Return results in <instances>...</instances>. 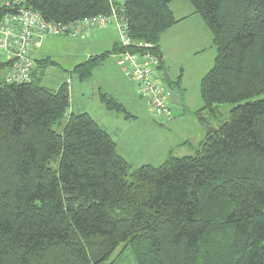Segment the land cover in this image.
Listing matches in <instances>:
<instances>
[{"label": "trees", "instance_id": "trees-1", "mask_svg": "<svg viewBox=\"0 0 264 264\" xmlns=\"http://www.w3.org/2000/svg\"><path fill=\"white\" fill-rule=\"evenodd\" d=\"M173 1L23 0L19 7L59 28L112 18L111 50L71 71L85 81L111 57L116 65L124 54L150 51L158 59L161 35L178 23ZM185 1L215 49L195 113L205 135L193 155L169 154L159 166L131 171L91 116L68 113V82L42 83L58 64L32 57L41 46L30 47L22 83L8 79L19 58L0 51V264H264V0ZM15 15L0 4L1 25ZM157 69L163 82L162 60ZM180 83L181 76L173 81ZM98 96L107 112L134 118ZM225 104L235 106L208 131L207 118Z\"/></svg>", "mask_w": 264, "mask_h": 264}, {"label": "rangeland", "instance_id": "rangeland-1", "mask_svg": "<svg viewBox=\"0 0 264 264\" xmlns=\"http://www.w3.org/2000/svg\"><path fill=\"white\" fill-rule=\"evenodd\" d=\"M175 1V5L183 3L188 11H192L190 4L185 0ZM180 10L183 12V9ZM200 23L198 16H190L186 26L163 40L164 49L168 54L164 63L168 67V76L173 81L181 76L179 87H165L173 112V123L168 122L170 125L162 122V119L154 118L144 98L112 59L99 65L93 71L92 77L82 83L76 75L68 74L69 66L81 60V54L76 48L78 41L68 37H48L41 44V50L35 54L37 60L50 58L58 64L57 67L46 70L42 83L54 89L61 81L72 80V111L84 110L94 117L101 116L99 124L112 136L117 144V151L128 162L131 171L144 165L159 166L169 154L174 157L193 155L200 141L199 135L205 133L195 116L202 107L199 84L212 68L215 58L210 34L204 24ZM116 39L118 40V35L113 36V43ZM87 42L89 43H84L83 47L92 50L99 48V39ZM111 46L110 39H106L100 44V51L97 50L94 54L109 51ZM0 61H4L1 56ZM2 75L4 72H1ZM61 75H64V79L59 78ZM98 89L119 101L134 118L125 121L120 115L112 114L117 117L104 121L100 110L103 108L95 95ZM234 106H219L216 110L217 117L207 118V130L217 129L227 119Z\"/></svg>", "mask_w": 264, "mask_h": 264}, {"label": "built area", "instance_id": "built-area-1", "mask_svg": "<svg viewBox=\"0 0 264 264\" xmlns=\"http://www.w3.org/2000/svg\"><path fill=\"white\" fill-rule=\"evenodd\" d=\"M23 0H1V5L16 9V15L12 18L4 19L0 24V35L4 37L0 41V51L15 53L14 57L19 58V64L16 66L15 75H10L8 79L14 82H24L27 77L28 67L31 64L29 59L30 47L40 46L46 36H57L61 32H65L71 39H77L91 28L103 29L111 23L110 16L101 15L75 22L68 23L65 27L59 28L56 25L47 23L39 15L29 9L19 7ZM14 22L15 26L9 28L3 27V24ZM124 28V27H123ZM15 29V33L13 30ZM122 25L119 24V30ZM10 37L12 45L6 42ZM121 38L127 44L126 36L121 34ZM151 48V46H145ZM10 54V53H9ZM12 55V54H11ZM117 65L121 71L132 81L142 98L156 119H162L165 122L170 121L172 110L168 101L165 86L161 81V74L158 72V59L145 51L140 54H124L118 58Z\"/></svg>", "mask_w": 264, "mask_h": 264}, {"label": "crops", "instance_id": "crops-1", "mask_svg": "<svg viewBox=\"0 0 264 264\" xmlns=\"http://www.w3.org/2000/svg\"><path fill=\"white\" fill-rule=\"evenodd\" d=\"M176 2V1H175ZM175 2H172L171 4H170V9H171V11H172V13H173V16H174V18L178 21V23L175 25V26H173L171 29H169L168 31H166L165 33H163L162 35H161V38H160V41H159V47H160V53H161V57H162V61H163V64L166 62V59H168V54H167V52H166V50L164 49V46H163V40L165 39V38H167L170 34H172V33H174V32H176V31H178V30H180L182 27H184V26H186V22H188V20H189V17L190 16H194L193 15V11H188L187 10V8L185 7V5L183 4V3H178L179 5H175L176 3ZM180 9H183V12H182V10H180ZM202 23V22H201ZM200 23V24H201ZM203 24V23H202ZM197 25H198V23H197ZM114 27V28H113ZM116 35H118V31H117V28H116V26L115 25H110V26H108V27H106L105 29H103V30H100V31H97V30H92V31H87V33H85L84 34V36L83 37H81V38H78V39H75V40H77L78 41V45H76V48H77V50H78V52L81 54V60H80V62H78V63H76V64H72L71 66H69V68H68V70H67V72H68V74H70V75H72V73H71V71L78 65V64H81V63H83V62H85L89 57H91V56H95V55H98V54H101V53H98V54H94V53H96V51L98 50V51H100V44L102 43V41H106V39H110V42H111V45L113 46L115 43H116V41H117V39H116V41L113 43V36H116ZM99 39V43H98V46H99V48H97V50H92V49H90V48H86V47H83V45H84V43H89V42H87V40H89V41H96V40H98ZM111 46V47H112ZM41 48H42V45H41V47L38 49V48H35L34 49V51H35V53H34V51H32V57L33 58H35V54L38 52V51H40L41 50ZM97 51V52H98ZM105 52V51H104ZM103 53V52H102ZM165 57H166V59H165ZM110 59H112L114 62H115V60H114V58H110ZM104 64V63H103ZM164 66L166 67V69H167V71H168V67L164 64ZM64 72H66V71H64ZM93 75V74H92ZM92 75H91V77H92ZM90 77V78H91ZM59 78H61V79H64V75H61V76H59ZM89 79V78H88ZM66 80V82H68V84H69V91H70V99H69V101H70V103H69V112L68 113H75V114H78V113H86V114H88L89 116H91V118L103 129V130H105L106 132H107V130L102 126V125H100L99 124V120L100 119H102L101 118V116H96V117H94L93 115H91L89 112H87V111H84V110H79V111H77V112H73L72 111V107H71V98H72V80H69V79H65ZM64 80V81H65ZM78 81L79 82H84V81H80L79 80V78H78ZM86 81V80H85ZM173 81V80H172ZM175 81V80H174ZM62 83V82H61ZM71 86V87H70ZM135 86V85H134ZM136 87V86H135ZM101 92V90L100 89H98L96 92H95V95H96V98H97V101L99 102V93ZM106 94V93H105ZM108 95V94H107ZM109 96V95H108ZM168 96V95H167ZM116 100V99H115ZM117 101V100H116ZM169 101V100H168ZM117 102H119V101H117ZM100 103V102H99ZM100 106L103 108V106L100 104ZM100 108V107H99ZM125 108V107H124ZM100 110H101V114L103 115V119H104V121H109V120H112L113 118H115V117H117V116H113L112 114H115V113H112V112H107L104 108H103V110L100 108ZM127 111V110H126ZM116 115H118V114H116ZM121 116V115H120ZM123 119L122 120H125V121H129V120H131V119H133V118H131V119H125L123 116H121ZM120 120V119H119ZM163 122V121H162ZM172 122V121H171ZM171 122H169V123H171ZM169 123H166V124H169ZM173 123V122H172ZM171 123V124H172ZM170 125V124H169ZM203 128V127H202ZM205 132V131H204ZM108 133V132H107ZM109 134V133H108ZM110 135V134H109ZM204 135H205V133L204 134H201V135H199V138H200V141H199V143L203 140V138H204ZM111 136V135H110ZM111 138H112V136H111ZM114 141V140H113ZM115 142V141H114ZM199 143H198V145H199ZM116 144V143H115ZM116 150H117V144H116ZM118 152V151H117ZM118 154H119V152H118ZM121 157H122V155L121 154H119ZM169 156V155H168ZM167 156V157H168ZM123 158V157H122Z\"/></svg>", "mask_w": 264, "mask_h": 264}, {"label": "water", "instance_id": "water-1", "mask_svg": "<svg viewBox=\"0 0 264 264\" xmlns=\"http://www.w3.org/2000/svg\"><path fill=\"white\" fill-rule=\"evenodd\" d=\"M126 2V0H125ZM159 60L162 59L161 54L158 57ZM162 80L163 83L165 84L166 87H171L173 85V81L169 78L168 73H167V69H163L162 72ZM215 129H210L209 131L213 132Z\"/></svg>", "mask_w": 264, "mask_h": 264}]
</instances>
